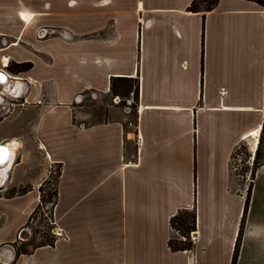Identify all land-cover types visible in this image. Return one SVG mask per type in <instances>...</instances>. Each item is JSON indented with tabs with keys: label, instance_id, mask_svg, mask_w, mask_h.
<instances>
[{
	"label": "crops",
	"instance_id": "1",
	"mask_svg": "<svg viewBox=\"0 0 264 264\" xmlns=\"http://www.w3.org/2000/svg\"><path fill=\"white\" fill-rule=\"evenodd\" d=\"M191 1L0 0V70L29 65L5 71L19 108L4 112L13 134L0 145H19L5 188L16 193L0 203L23 208L13 226L0 212V247L15 244L52 166L62 231L1 264L231 263L243 186L228 166L264 119V9L218 0L192 13ZM41 27L70 38L37 39ZM113 78L137 80L133 115L118 111ZM85 91L109 103L89 127L73 113ZM185 209L193 248L172 253L169 221Z\"/></svg>",
	"mask_w": 264,
	"mask_h": 264
},
{
	"label": "rangeland",
	"instance_id": "2",
	"mask_svg": "<svg viewBox=\"0 0 264 264\" xmlns=\"http://www.w3.org/2000/svg\"><path fill=\"white\" fill-rule=\"evenodd\" d=\"M200 8L203 7L202 4L199 5ZM44 30H47V34L44 36ZM37 39H46L49 37L60 36L62 38H70L63 31H59L57 29L51 28H39L35 34ZM3 65V62L1 63ZM3 69V67H2ZM9 72L15 73L20 70V68L15 64H8L7 68L4 67ZM2 70L3 72H5ZM117 80V79H115ZM132 81V80H131ZM10 85L7 83L1 85L0 88V122L4 120V112L17 110L19 107L14 106V104H18L10 96ZM137 87V80H133L132 82L125 81H111L110 82V93L115 96L114 99L118 103L116 106L118 107V111H122L124 106L128 108L130 114H134L136 109V101L137 96L133 95L134 89ZM9 88V89H8ZM4 89H8L5 92ZM128 90H130L128 92ZM131 94V96H130ZM126 96V97H125ZM78 101H80V106L82 108H77V104L74 103L73 113H81L83 115V122L79 124H83L85 127H89L93 124H96L98 120H102V116L105 113L103 110V106L107 103L106 98H102L98 95V93L93 91H85ZM106 97V96H105ZM118 98V99H117ZM132 99L128 103V99ZM106 103H105V102ZM38 104H43V99L38 100ZM40 106V105H39ZM76 107V108H75ZM38 109H35V114L37 115ZM264 119L261 124V129L259 131L258 137L255 138V144L252 149V142L249 141L247 143H243L238 145L233 152L231 153L229 160V172L230 177L237 181L238 184L243 186V206L241 209V215L238 221L237 233L235 236L234 245L236 241V237L238 231L241 227V239H240V249L238 253V260L236 263L238 264H264V165L261 167L260 164L264 162ZM263 125V129H262ZM13 134V129L11 124L8 121H2L0 123V142L3 138H9ZM7 141L4 144H9ZM15 142V141H13ZM11 143V141H10ZM16 143V142H15ZM16 149V148H15ZM14 151V149H12ZM255 154H258V161L255 164V168L253 167V161ZM33 165L39 166L40 160L34 159L32 161ZM258 165H260L258 167ZM254 171V172H253ZM59 175V168L57 166H52L50 169V173L47 179L42 183L39 187L41 188L38 191V202L33 215L29 217L28 223L24 224L22 227V232L17 234V240L15 244H7L4 245L0 253L6 250L8 253H15L16 255L21 254L22 252L27 251L28 254L37 248L34 246L39 245L42 242H46L47 240L52 242L51 246H42V247H52L57 240L56 236L51 234L50 230L55 226L58 227V223L54 217V207L57 204V192H56V182ZM253 178V180H252ZM250 186V194L247 191V188ZM16 189L12 186L8 187L7 190L0 194V197L10 198L16 193ZM56 192V196H53L52 193ZM249 195V203L247 207V211L243 216V207L246 196ZM22 205L19 207L13 203H9L4 205L0 203V212H3V216L6 218L7 226H13L21 217L22 213ZM57 223V224H56ZM192 233L188 234L189 241L192 246L194 243V238L192 237ZM193 238V241H192ZM173 241H179L182 243L183 240L180 239V235L176 232H173L171 238ZM185 241V240H184ZM168 247V246H167ZM193 248V247H192ZM232 250V253H233ZM170 251V250H169ZM171 252V251H170ZM187 252V251H183ZM64 253V252H63ZM175 253V252H172ZM23 254V255H28ZM16 258V257H15ZM26 259V257H22V260ZM4 261V260H1ZM15 262V261H14ZM23 262V261H22ZM1 264V262H0ZM13 264V263H12Z\"/></svg>",
	"mask_w": 264,
	"mask_h": 264
},
{
	"label": "trees",
	"instance_id": "3",
	"mask_svg": "<svg viewBox=\"0 0 264 264\" xmlns=\"http://www.w3.org/2000/svg\"><path fill=\"white\" fill-rule=\"evenodd\" d=\"M217 1L218 0H192L187 7V11L192 12V13L209 12L216 6ZM247 1L254 2L264 9V0H247ZM200 4L203 5L202 8L199 7ZM6 61L7 60L4 58L3 63L6 64ZM17 66L20 69H23V68L28 67L29 65L24 64V65H17ZM115 79H117V80H115ZM118 80H120V81L122 80L125 82H132L133 81L132 79H129V78H113L111 81H118ZM129 91L130 90H128V92ZM137 92H138V89H137V87H135L134 92H133V95H135V97L137 96ZM114 95H117V94H114ZM263 125H264V122H263ZM263 125H262V129H263ZM258 158H259L258 154H255L254 161H253V167L257 163ZM260 165L261 166L264 165V162ZM260 165H258V167ZM252 180H253V178H252ZM40 189L41 188H39V190ZM249 190H250V186L247 188L248 193L250 192ZM52 195L56 196V192H53ZM248 203H249V195L246 196L245 201H244L243 216L242 217H244V215L247 211ZM34 212H35V209L31 213V215H33ZM27 223H28V221L26 222V224ZM169 224H170V227L173 230V232H176L177 234H179L180 237H183L185 239V241H182V243H181L179 241H173L172 239H169L167 242L168 249L171 252H183V251L189 252V251H191L193 246H192L191 242L189 241L188 234L195 231V213H194V211L193 210H186V209L178 211L176 213V215H174L170 219ZM240 239H241V227H240V230L238 231V234L236 237V241H235L234 250L232 253L230 264H236V262H237L238 252H239V248H240ZM47 245L51 246L52 242L47 240L46 242H42L39 245L34 246V248L47 246ZM21 254H28V252L25 251V252H22Z\"/></svg>",
	"mask_w": 264,
	"mask_h": 264
},
{
	"label": "built area",
	"instance_id": "4",
	"mask_svg": "<svg viewBox=\"0 0 264 264\" xmlns=\"http://www.w3.org/2000/svg\"><path fill=\"white\" fill-rule=\"evenodd\" d=\"M47 30H44L43 29V34L44 36L47 34L46 32ZM8 76V75H7ZM8 79L11 80V76H8ZM9 82V81H8ZM1 86V85H0ZM131 96V95H130ZM130 101H128L129 103ZM137 112L139 111V107L137 108L136 110ZM6 167L5 166H1L0 165V192H4L5 191V188H6V184L8 182V179H9V174L11 172V167L6 170L5 169ZM51 234H53L54 236L56 237H61L62 236V231L60 228L58 227H53L51 230H50ZM20 234V233H19ZM19 234H18V238H19ZM181 240H185L183 237H180ZM192 241H193V238H192Z\"/></svg>",
	"mask_w": 264,
	"mask_h": 264
},
{
	"label": "bare ground",
	"instance_id": "5",
	"mask_svg": "<svg viewBox=\"0 0 264 264\" xmlns=\"http://www.w3.org/2000/svg\"><path fill=\"white\" fill-rule=\"evenodd\" d=\"M23 17H24V15H23ZM3 75V74H2ZM0 85H3V84H5V83H2V80L0 79ZM6 82V81H5ZM9 89V88H8ZM10 92H11V90H10ZM1 94V93H0ZM11 94V93H10ZM1 97V96H0ZM258 134H259V131H255V132H253L251 135H253L255 138H257L258 137ZM7 141V140H6ZM11 141V143H9L8 145H6V144H4V143H2V145L5 147V150L6 149H9L8 150V152H11V150L10 149H14V151H15V148H17L18 147V142H13L14 141V139L13 140H10ZM255 143V142H254ZM2 152H5V151H3V150H0V155H1V153ZM14 155H15V153L13 152V155L11 156V158L9 157V158H7V160H6V162L5 161H2V160H0V165L1 166H5L6 168V170L9 168V166L12 164V161H13V159H14ZM1 157V156H0ZM5 162V163H4Z\"/></svg>",
	"mask_w": 264,
	"mask_h": 264
},
{
	"label": "flooded vegetation",
	"instance_id": "6",
	"mask_svg": "<svg viewBox=\"0 0 264 264\" xmlns=\"http://www.w3.org/2000/svg\"><path fill=\"white\" fill-rule=\"evenodd\" d=\"M5 68H7V67H5ZM1 72H3L2 70H0ZM6 71L8 72V73H10L7 69H6ZM4 73V72H3ZM0 79L2 80V82H4L7 78H6V76H4V75H2V74H0ZM1 83V82H0ZM5 83V82H4ZM0 88H1V86H0ZM5 90V92H7L8 91V89H4ZM15 105V104H14ZM8 143H10V141H8ZM8 145V144H7ZM8 150L9 149H6V152H2L1 153V157H0V160H4L5 159V157L6 156H8V158L10 157L11 158V156L13 155V150L12 149H10L11 150V152H8ZM8 183V182H7ZM6 186H7V184H6Z\"/></svg>",
	"mask_w": 264,
	"mask_h": 264
},
{
	"label": "water",
	"instance_id": "7",
	"mask_svg": "<svg viewBox=\"0 0 264 264\" xmlns=\"http://www.w3.org/2000/svg\"><path fill=\"white\" fill-rule=\"evenodd\" d=\"M4 71H5V70H4ZM0 74H3L4 76H6V77H7V74H6V72H5V73H3V72H1V71H0ZM5 81H6V82H5ZM5 81H4L5 83H7V82L9 81L8 77H7V80H5ZM4 82H2V83H4ZM0 150H3V151H5V152H6V150H5V147H4L3 145H0ZM7 158H8V156H6V157H5V159H4L3 161H5V162H6ZM5 162H4V163H5Z\"/></svg>",
	"mask_w": 264,
	"mask_h": 264
}]
</instances>
